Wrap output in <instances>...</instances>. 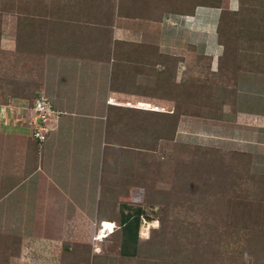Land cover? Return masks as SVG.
I'll return each mask as SVG.
<instances>
[{
  "label": "crops",
  "instance_id": "obj_1",
  "mask_svg": "<svg viewBox=\"0 0 264 264\" xmlns=\"http://www.w3.org/2000/svg\"><path fill=\"white\" fill-rule=\"evenodd\" d=\"M109 1H88L64 23L60 9L50 7L41 91L65 114L42 149L28 141L22 122H0V235L13 240L17 256L59 264L60 247L84 245L107 221L119 224L115 214L121 219L131 210L125 200L144 191L138 152L150 149L154 134L144 143L143 136L153 130L146 122L155 111L143 107L194 101L185 96L201 94L205 63L209 81L223 70L221 83L236 94L215 114L182 113L178 139L204 146L222 130L232 133L217 141L226 149L253 159L264 153V112L255 108L264 106V11L246 13L243 25L248 21L253 34L242 32L233 66L218 28L222 11H244L240 0H225L221 8L200 0ZM110 123L117 137L109 135ZM118 196L121 204L112 199ZM82 229L86 241L75 239Z\"/></svg>",
  "mask_w": 264,
  "mask_h": 264
},
{
  "label": "rangeland",
  "instance_id": "obj_2",
  "mask_svg": "<svg viewBox=\"0 0 264 264\" xmlns=\"http://www.w3.org/2000/svg\"><path fill=\"white\" fill-rule=\"evenodd\" d=\"M88 1L92 0H0V122L3 125L4 123L22 122L28 134V141L35 145L37 143L31 136L29 125L22 119L24 108L20 106L19 100L15 97L17 95L34 97L42 93L44 63L47 54L41 60L40 57L37 60L35 57L37 54L27 55L22 51L20 53L15 51L14 40L21 23L19 20L24 19L25 21L30 18L29 20L33 21H49V25L47 23L45 26L44 36L49 40L50 7L60 9H58L60 16L57 18L64 23L66 17L70 19L74 15L72 13L82 8ZM97 1L101 3L106 0ZM200 1L202 3V0ZM224 1L220 0L221 7ZM109 2H111L110 5L113 4L111 0ZM240 3L243 4L244 11L242 12L231 15L224 10L226 14L223 20L226 25L222 26L224 32L219 33L221 34L220 39L230 34L233 41L240 42L242 32L246 35L253 34V32L248 33V21L243 25V20L248 18L245 16L246 13L262 14L264 0H240ZM230 20L232 23H229ZM4 37L6 40L2 44ZM9 37L12 39H8ZM6 43H10V46ZM207 64L205 63L203 67V81L207 77L210 78L209 70L205 67ZM190 89L192 92V88ZM185 98L194 101H188L187 104L178 100L171 102L172 104L165 101H153L151 105L163 107L169 111L168 113L175 112L179 118V124L182 113L192 115L193 112L200 113L205 110L193 107L194 103L202 104L204 98L201 94L186 95ZM217 98L221 100L222 97L217 96ZM255 108L259 112H264L263 105L259 104L258 108ZM155 113H160L165 117L160 118L159 121L155 120L157 133L153 129L150 132L146 131L143 136L144 143L146 138L156 133L153 141L150 142L149 151L138 152L139 170L136 172V176H142L145 181H149V200L146 199L144 187L143 193L125 200L131 208L128 211L130 214H133L138 207L144 211L139 233V236L144 239L140 256L133 258L121 256V233L118 230L121 219L119 214H115L119 222L115 224L116 233L103 239H98L100 236L96 233V236L93 239L91 237L84 245L74 244L60 247L59 264H89L84 260L94 255L104 257L98 260L99 264H200L195 262V260H200L194 258L193 248L210 250L216 247V241L220 239V234L225 227L241 226L264 229V165H260V159H258V157H263L261 161L264 162V153L261 150L258 151L259 155L255 154L254 160L251 156L239 153L233 148L226 149V145L221 143L228 140L232 133L222 130L214 135V139H218L217 141L221 143L214 141L199 146L192 144L194 143L192 141V143L184 144L177 136L178 124H173L172 119L166 117L169 114ZM115 129H117L116 126L110 123L109 135H113ZM193 129L190 127L187 132L190 135L196 134ZM117 135L118 133H115L114 136L117 137ZM140 136L141 134L137 131L135 138L138 145L142 143ZM37 146L39 147L38 144ZM201 147L206 151L198 150ZM107 170H110V173L113 170L116 171L112 167ZM112 199L118 201L119 204L124 201L119 196ZM119 208L122 209L121 205ZM165 211L169 225L166 240H161L160 220ZM77 232L79 236H75V239L83 240L86 237V235L82 236L85 233L84 229ZM159 243L161 244L157 247ZM9 247L7 252L2 254L4 260L0 264H45L35 257L23 258L15 255L11 239ZM67 248L70 254L67 253ZM89 248L91 249L90 254L87 251ZM75 249L81 257L75 256L73 252ZM205 263L203 260L202 264ZM249 264L261 263L251 259Z\"/></svg>",
  "mask_w": 264,
  "mask_h": 264
},
{
  "label": "trees",
  "instance_id": "obj_3",
  "mask_svg": "<svg viewBox=\"0 0 264 264\" xmlns=\"http://www.w3.org/2000/svg\"><path fill=\"white\" fill-rule=\"evenodd\" d=\"M187 1V0H186ZM204 2L202 0L203 6L208 7H215V8H221V2L220 0H205ZM228 12V11H226ZM231 15H234L235 13L229 12ZM225 11L221 12V18H220V24L218 28V33L224 32V28L222 29V26H225L226 23H224L223 16L225 15ZM27 18V17H26ZM27 18L22 20H19L20 26L18 28L16 39H15V51L20 53L21 51L27 55H36L35 57L41 58L50 53L51 49V43L46 39L45 33L46 29L45 26H47V23L49 25V21H33L32 19ZM31 21V22H30ZM223 21V22H222ZM46 24L44 25V23ZM34 23V24H33ZM41 23V25H40ZM229 23H232L231 20ZM228 33V32H227ZM221 35V34H220ZM219 35V41L220 44L225 47L227 60H231L233 62V66H235L236 63V53L237 51V40L233 41L232 35H228L226 38L222 37L220 39ZM50 37V36H49ZM231 65V64H230ZM222 69V68H221ZM233 73L235 74L236 69H232ZM218 75V81L211 83L209 81V78L207 77L202 84V90H201V96L204 98L202 99V104L199 103V105H202L204 109L209 111V113H217L219 109L222 108L223 105L226 104V102L229 101V99L234 98L236 91L235 89H229L227 88L223 83H221L226 75V72L221 70L219 71ZM228 76H232V73L228 72ZM43 78H44V71H43ZM220 80V81H219ZM217 96H221V100L217 98ZM16 100H19V104L23 108H29L33 105L36 96L34 97H19L18 95L15 97ZM204 103V104H203ZM187 104V102H186ZM198 106V105H197ZM147 112V111H143ZM147 116V124L150 125L152 123L154 132L157 133L155 130V120L159 121L160 118L162 119V116L160 113L155 112H148ZM169 119L173 121V124H178V116L175 115V112L172 114H169ZM217 118V117H214ZM146 119H144L145 121ZM154 133V134H156ZM202 149V150H201ZM205 148H198V150L206 151ZM206 154V153H205ZM149 181L144 180L142 176L137 175V183L145 188L146 193V199L149 200ZM225 189L222 191L224 194ZM144 217V211L141 207H138L137 210L134 211V213L130 214H122L121 220H120V230L121 233V239H120V250H121V256L123 257H139L140 256V249L141 244L144 242L140 236V227H141V221ZM169 225V221L167 218V212L165 211L163 218L160 220V235L161 240H166V232ZM114 231L113 233H116ZM111 233V234H113ZM110 234V235H111ZM108 237V235H107ZM10 239L7 238L4 235H0V262L3 261L2 254L6 253L7 250L10 248ZM151 244V243H147ZM161 243L157 245L159 247ZM79 246V245H76ZM216 247L210 249V250H200L199 248H193V256L195 259V262H198L200 264L203 263V260H205V264H249L251 259L256 260L257 262L264 264V229H258V228H247V227H241V226H228L225 227L223 232L220 234V239L218 238L216 241ZM87 248V247H86ZM67 253L70 254L68 251V248L66 249ZM87 251L90 254L91 249H87ZM75 256H79L77 253V250L74 251ZM72 254V252H71ZM74 256V257H75ZM81 257V256H79ZM77 257V258H79ZM189 256H187L188 258ZM104 257H100L97 255L90 256L86 260H84L86 263L89 264H99L98 260ZM71 264V263H68Z\"/></svg>",
  "mask_w": 264,
  "mask_h": 264
},
{
  "label": "built area",
  "instance_id": "obj_4",
  "mask_svg": "<svg viewBox=\"0 0 264 264\" xmlns=\"http://www.w3.org/2000/svg\"><path fill=\"white\" fill-rule=\"evenodd\" d=\"M144 106V109H149L155 112L168 113L169 111L158 105ZM22 119H24L31 130V136L39 145V149L47 141L49 135L54 131L65 112L58 110L51 99L43 93L36 95L33 105L29 108H24ZM100 236V235H99ZM97 236V237H99ZM102 239V238H100Z\"/></svg>",
  "mask_w": 264,
  "mask_h": 264
},
{
  "label": "bare ground",
  "instance_id": "obj_5",
  "mask_svg": "<svg viewBox=\"0 0 264 264\" xmlns=\"http://www.w3.org/2000/svg\"><path fill=\"white\" fill-rule=\"evenodd\" d=\"M103 228V229H102ZM101 231L99 232L100 238H105L107 235L111 234L114 232L115 230V225L112 222H105L102 226H101ZM98 238V239H100Z\"/></svg>",
  "mask_w": 264,
  "mask_h": 264
}]
</instances>
